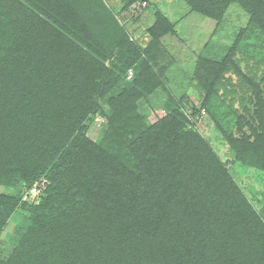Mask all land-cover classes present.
I'll return each instance as SVG.
<instances>
[{
    "label": "trees",
    "instance_id": "1",
    "mask_svg": "<svg viewBox=\"0 0 264 264\" xmlns=\"http://www.w3.org/2000/svg\"><path fill=\"white\" fill-rule=\"evenodd\" d=\"M185 1L218 21L236 3L264 36V0ZM172 28L159 11L143 48L103 0H0V186L11 189L0 191V237L18 207L29 211L0 264H264V205L190 126L187 101L170 93L153 123L139 110L167 90L154 66ZM238 42L199 60L204 105L239 71ZM246 80L256 124L225 136L238 161L264 171V72ZM99 112L94 139L87 121ZM41 177L39 201L23 198Z\"/></svg>",
    "mask_w": 264,
    "mask_h": 264
},
{
    "label": "rangeland",
    "instance_id": "2",
    "mask_svg": "<svg viewBox=\"0 0 264 264\" xmlns=\"http://www.w3.org/2000/svg\"><path fill=\"white\" fill-rule=\"evenodd\" d=\"M126 1L103 0L143 48L152 39L148 28L159 11L173 23V28L160 38V54L154 66L164 72L168 91L161 89L151 94L149 99L139 102V110L144 119L153 123L162 117L165 113L164 104L171 94L187 101L184 110L189 114L190 126L198 129L208 140L259 210L264 205V171L244 165L235 158L225 131L240 136L244 131L250 133V123L256 124L253 120L256 115V105L252 101L253 90L246 78L254 77L259 81L263 75L264 36L250 31L248 14L236 3L228 8L224 19L218 21L191 10L185 0H147L146 5L143 1H138L125 9ZM238 40L233 59L239 71L233 67L224 73L208 107L204 105L206 91L200 88L196 78L198 62L202 57L219 61L224 59ZM193 109L198 111L196 116L191 114ZM90 117L87 121V134L91 138H99L106 117L101 112ZM44 183H48L45 177L36 180L34 187L37 190L33 195H30V191L34 187L29 191H25L26 187H23V198L38 202L40 191L42 193L46 188ZM0 191L11 193V189L2 186ZM28 215L27 209L18 207L10 217L0 237V255L10 252L12 239L18 229H22L23 224L27 223L25 218Z\"/></svg>",
    "mask_w": 264,
    "mask_h": 264
},
{
    "label": "built area",
    "instance_id": "3",
    "mask_svg": "<svg viewBox=\"0 0 264 264\" xmlns=\"http://www.w3.org/2000/svg\"><path fill=\"white\" fill-rule=\"evenodd\" d=\"M144 3H145V5H146V1H144ZM132 74H133L132 71H130V72H129V77H131ZM36 190H37L36 187L32 188L31 191H30V195L35 194V193H36Z\"/></svg>",
    "mask_w": 264,
    "mask_h": 264
}]
</instances>
